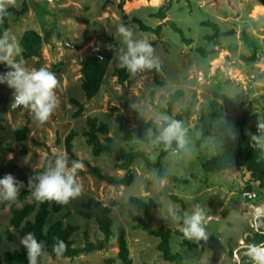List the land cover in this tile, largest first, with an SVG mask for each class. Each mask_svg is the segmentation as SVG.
<instances>
[{
    "label": "rangeland",
    "instance_id": "obj_1",
    "mask_svg": "<svg viewBox=\"0 0 264 264\" xmlns=\"http://www.w3.org/2000/svg\"><path fill=\"white\" fill-rule=\"evenodd\" d=\"M168 1H171V8L166 18L161 20L154 17L153 14L166 7ZM261 6L255 0H15L14 4L5 0L4 8L22 11L26 7L27 10L20 15H10L9 27L3 35L7 32L20 43L28 30H35L44 37L48 34L50 39L43 47L42 57L26 60L27 66H46L56 74L60 87L57 89L58 108L46 123L40 124L29 110L12 109L13 90L6 84H0V179L5 174H12L24 184L21 193L35 188L38 177L44 174L41 170L46 159L52 155H65L69 167L73 161L80 160L84 168L78 170L77 181L82 185V192L70 200L61 212H51L46 229L59 220L78 226L79 230L73 235L76 247H85L87 238L93 242L98 238L103 239L97 222L84 219L79 214L82 205L95 198L112 208L114 232L117 233L120 226L126 228L133 264H217L221 261L218 259L223 251L220 249L222 243L206 232L215 227L214 235L217 238L226 237L229 220L209 224L212 212L226 206L224 215L238 210L245 211L243 216L247 217L252 213L256 215L255 206L264 209V189L252 180L249 172L234 169L224 174H212L203 169V163L215 155L216 147L225 143L228 137L234 138L232 128L236 121L245 124L246 140L255 142L264 151V139L247 129L252 122L264 123V9ZM135 18L152 28L170 21L182 32L168 24L161 35H156L141 30L139 24L133 21ZM121 23L131 29L134 40L147 39L153 45V59L157 64V67L135 73L127 70L129 78L124 83H120L116 75L121 61L119 58L113 60L116 55L127 52V45L117 32V26ZM213 24L219 26L221 36L217 39L218 44L207 39V36L215 35ZM248 41L253 45H249ZM201 49L214 53L203 56ZM254 51L258 60L244 61L243 57H251ZM99 53L113 55V59L99 94L88 100L82 89L81 61ZM7 70L0 63V73ZM180 90L184 91V95L174 104L172 114L186 110L191 104L193 112L181 123L187 130L184 149H180L175 141L170 148L156 142L158 136L154 137L152 128L145 132L143 138L133 133L144 122L153 121L162 126L160 117L163 115L158 105L168 108L169 96ZM242 92L248 95V104L237 112H226L222 95L235 101ZM73 100L85 106L79 117L74 116L78 107ZM213 100L223 107L219 120L230 122L219 136H208L203 132L202 114L211 111L209 107ZM89 117L108 125L110 131L107 137L112 138L111 146L114 148L144 152L152 163H157L165 151L164 170L178 177L179 181L161 179L159 169L148 167L142 158L131 165L134 181L130 186L112 185L99 178L94 168L102 175L115 179L124 178L127 172L116 167L120 163L116 153H105L100 157L93 154L87 137L83 135L89 128ZM26 125L30 133L26 141L20 142L16 138V131ZM208 125L212 127L211 122ZM72 131L78 133L73 141V153L79 160L70 157L65 146V140ZM253 136L257 139L254 140ZM100 138L105 141V136L100 135ZM51 167H55L54 159H51ZM248 185L252 186L251 190L247 189ZM226 191L229 196L225 194ZM246 191L255 192L257 197L245 198L243 194ZM133 197L141 198L146 203L151 200L159 203L152 211L153 224L156 228L172 231L171 252L180 255L181 260H166L158 249L160 238L142 229H134L135 223L130 214L144 216V211L132 203ZM230 197L233 199L230 200ZM241 200L246 210L241 207L233 209L235 205H240ZM36 201L32 193L22 202L15 200L7 205L5 203L8 201L0 197V260L5 252L18 250L22 246V230L10 224L11 205L22 209ZM197 207L204 216L202 226L208 236L206 240L190 239L183 233L186 215H192ZM34 215L30 219L33 220ZM244 221L248 227V219L244 218ZM263 221L259 220V230L245 235L247 242L251 239L264 240ZM251 229L254 230L253 225ZM9 231L12 241L9 240ZM184 239L194 243L202 241L205 252L185 245ZM119 250L114 239L107 249L82 255L73 261L61 257L53 259L47 253L39 257L38 262L120 264L119 261L109 263V260L117 259Z\"/></svg>",
    "mask_w": 264,
    "mask_h": 264
},
{
    "label": "trees",
    "instance_id": "obj_2",
    "mask_svg": "<svg viewBox=\"0 0 264 264\" xmlns=\"http://www.w3.org/2000/svg\"><path fill=\"white\" fill-rule=\"evenodd\" d=\"M136 2L137 0H130ZM219 1V0H212ZM259 3L262 9H264V0H255ZM124 2L121 3V7ZM171 8V1H168V5L162 8L157 13L153 14L154 17L164 20L166 18L167 12ZM27 8L25 7L22 11L7 9L4 8L3 12H0L2 21L0 22V36L3 35L4 31L9 27V18L12 13L23 14ZM133 21L139 24L141 30L146 32H152L156 35H161L163 30L168 24H172L170 21L167 23H162L156 28L147 26L141 19L135 18ZM207 23V22H206ZM173 27L178 31L182 32L181 29L177 28L172 24ZM214 25L215 35L207 36V39L211 42L218 44V37H220L219 26ZM50 36L47 34L46 37L42 36L35 30L26 31L20 40V45L22 47V55L26 60L32 58H41L42 50L46 43L49 42ZM248 40V39H247ZM190 43V40H187ZM249 45H253L248 41ZM203 56H208L211 53L206 52V50L201 49ZM119 55H116L113 59V55H104L99 53L95 56L85 57L81 61L82 65V89L84 90L88 100L96 97L105 80V75L109 68L112 59L117 61ZM246 62H254L258 60L257 54L254 51V54L251 57H243ZM116 75L119 77V82L124 83L129 78L127 69L121 67L117 70ZM184 95V91H177L174 94L169 96V105L168 108H165L161 105H158L163 116H168L171 119L184 122L185 119L189 118L192 112V104L184 111L177 113L176 115L172 114L174 104L178 102L181 97ZM222 99L225 104V110L228 113H234L239 111L242 107L248 104V95L242 92L238 95V98L233 101L229 97L222 95ZM73 103L78 107V111L75 113V117L82 115L85 106L83 103L77 100H73ZM210 110L204 111L203 116V132L208 136H219L221 130L230 125L228 120L220 121L219 118L222 114V104L216 100L210 102ZM208 122L212 123V127L209 128ZM264 124L260 122H252L248 126V131L252 134L261 137L264 139V129L258 127V125ZM88 130L84 131L83 135L87 137V144L92 148V152L95 156L100 157L105 153H116L117 158L120 163L117 164V168L120 170L126 171V175L122 179H115L113 177L102 175L98 169L94 168V172L99 178L107 181L112 185H122L130 186L134 181V173L132 172L131 165L137 159H144L148 167H156L159 169V177L161 179L169 178L172 181H179L178 177L171 176L167 174L164 170L163 158L166 155V152L163 151L159 156L157 163H152L146 153L140 151H130L126 152L123 149H117L111 146L112 138L107 137L109 134V127L105 123H100L97 118L89 117L88 119ZM166 126L163 122L162 126H159L153 121L144 122L142 125L133 131L140 138L144 137V134L147 130L152 128L154 130V137L159 136L162 128ZM245 124L242 121H236L232 128L234 138L228 137L225 143L216 147L215 155L203 163V169L206 172L212 174H220L227 170H239L242 172H249L253 181L259 184V187L264 189V151L262 148L258 147L255 142L247 141L244 135ZM30 129L26 125L23 129L16 131V138L20 142H24L28 138ZM100 135L105 136V141L103 142L100 138ZM78 136L76 131H72L65 140V146L68 154L73 159L79 160L77 156L73 153V141ZM25 153L27 150L24 151ZM58 155H52L51 158L46 159L42 173H45L51 167V159H56ZM80 161V160H79ZM89 164V163H88ZM248 190L252 189V186L248 185ZM34 188L23 190L17 197V201L26 200L29 195L33 192ZM249 192V191H246ZM251 192V191H250ZM132 203L138 205L143 211L144 216L136 215L131 213L130 217L135 223L134 229H142L146 231L149 235L158 237L161 239V242L158 246L160 252L163 253L164 258L170 262H178L181 257L180 255H174L171 252L170 247V237L172 231L165 228H156L153 224V209L159 206V203L151 200L149 203L143 201V199L138 197L131 198ZM8 202L5 204L7 205ZM116 204V203H113ZM66 204H57L55 201H36L31 204L25 205L22 209H17L11 205L12 217L10 220L11 226L21 229L25 235L28 232L35 234V237L38 241H42L45 244V251L51 255L53 259L58 257L69 259L71 261L76 258L90 254L93 252H98L108 248L110 242L116 239V242L119 246V253L116 260H109V263L119 261L120 264H133V260L130 257V250L127 242V230L124 226H120L117 229V233L114 232L115 221L112 218V208L109 206H104L102 202L91 198L89 201L85 202L82 205V210L79 214L87 220H95L99 226L100 232L104 235L103 239H96V241H90L87 238L85 247H76L74 246L75 241L73 235L79 230V227L72 224H65L63 220H59L52 224L48 229L45 228L46 221L51 214V212L59 213L62 211ZM34 215V219L30 217ZM9 240L12 241V233L9 231ZM55 238H59L65 242L67 245V250L60 256H57L52 251V245L55 243ZM247 241V240H246ZM189 247H196L194 243H191L184 239L183 242ZM249 245L264 246V240L251 239L248 242ZM248 249H244L245 254L242 255L241 264H254V261L247 255ZM39 259V258H38ZM0 264H28L26 258V250L21 246L20 249L14 251H7L3 255V259L0 260ZM39 264V262H38Z\"/></svg>",
    "mask_w": 264,
    "mask_h": 264
},
{
    "label": "clouds",
    "instance_id": "obj_3",
    "mask_svg": "<svg viewBox=\"0 0 264 264\" xmlns=\"http://www.w3.org/2000/svg\"><path fill=\"white\" fill-rule=\"evenodd\" d=\"M8 3L14 4L15 0H8ZM4 4L5 0H0V12L4 11ZM117 32L127 45V52L119 56L121 67L133 73L157 67L153 59V45L147 39L134 40L131 29L123 23L117 26ZM120 51L123 52V49ZM0 63L8 69L0 73V84H6L9 89L13 90L10 107L27 109L37 122L46 123L59 106L57 89L60 87V81L56 74L46 66L29 68L22 55L19 41L7 32L0 37ZM160 121H163L166 126L160 131L156 142H162L166 148H170L175 141L180 149H184L187 143L185 139L187 130L181 122L168 116H161ZM258 127L264 129V124ZM253 139L256 140L257 137L253 136ZM83 168V163L79 161H73L69 167L67 157L58 155L55 159V167H50L38 177L39 182L32 192L33 197L40 202L69 203L82 192V185L77 181V172ZM31 185L32 179L30 178L29 186ZM22 188H24L23 182L16 180L10 173L0 179V197L5 201L14 202ZM203 222L202 210L197 207L192 215H186L184 219V235L190 239H206ZM20 244L26 250L28 264H38V258L47 255L44 242L38 241L32 232L21 237ZM66 250L65 242L55 238L52 251L60 256ZM247 255L254 261V264H264V246L250 245Z\"/></svg>",
    "mask_w": 264,
    "mask_h": 264
},
{
    "label": "crops",
    "instance_id": "obj_4",
    "mask_svg": "<svg viewBox=\"0 0 264 264\" xmlns=\"http://www.w3.org/2000/svg\"><path fill=\"white\" fill-rule=\"evenodd\" d=\"M228 171L231 170H227L224 173H227ZM227 193V191L225 192V194ZM229 196V194H226ZM233 198L230 197V200H232ZM264 204V203H263ZM226 206H222L221 208L218 207V209L214 210V212H212V217L209 219L210 222L209 224H212V222H219L221 220H229L227 224L228 225V234L227 236H223V237H219L217 238L216 235H214L215 233V227L210 231L207 230V234H210V237L213 236L215 238V240H219L222 245H220V249L222 248L223 251L219 256L218 260H221L220 262H217V264H241V260H242V255L245 254L244 249L249 248V244L246 241V234H252L254 233L256 230H259V220L263 219L264 220V209H258L255 206V213L256 215L254 216V213L249 214L246 216H243L245 211H238V210H234L235 213L233 212H226V215H224L225 211H227L226 209H224ZM245 208L244 210H246V206L243 203V201L241 200L240 205H235V207L233 209H237L239 208ZM232 213V214H231ZM226 216H229L230 218H226ZM244 218L248 219L249 222V226L247 227L245 224H247L244 221ZM250 218V219H249ZM253 221V222H252ZM227 223V222H226ZM264 223V221H263ZM254 226V230L252 231L251 226ZM206 231V230H205ZM209 232V233H208ZM248 232V233H246ZM182 234V233H181ZM233 235H235V238H233ZM208 238V236H206ZM212 239V238H211ZM206 240V239H204ZM194 243V242H191ZM196 245V247H190V248H195V249H200L201 251L205 252V246H201L202 241H198L194 243ZM203 245V244H202ZM264 245V244H263ZM202 248V249H201ZM211 249H214L213 247H211ZM181 260V259H180Z\"/></svg>",
    "mask_w": 264,
    "mask_h": 264
},
{
    "label": "built area",
    "instance_id": "obj_5",
    "mask_svg": "<svg viewBox=\"0 0 264 264\" xmlns=\"http://www.w3.org/2000/svg\"><path fill=\"white\" fill-rule=\"evenodd\" d=\"M244 197L245 198H249V199H253V198H256L257 197V194L255 192H245L244 194Z\"/></svg>",
    "mask_w": 264,
    "mask_h": 264
}]
</instances>
